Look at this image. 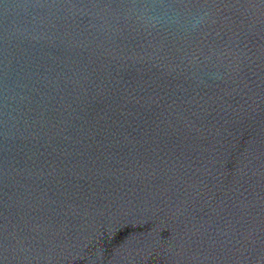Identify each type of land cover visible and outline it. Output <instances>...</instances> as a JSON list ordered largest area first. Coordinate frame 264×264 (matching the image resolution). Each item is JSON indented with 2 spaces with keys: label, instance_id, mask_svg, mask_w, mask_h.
<instances>
[{
  "label": "water",
  "instance_id": "1",
  "mask_svg": "<svg viewBox=\"0 0 264 264\" xmlns=\"http://www.w3.org/2000/svg\"><path fill=\"white\" fill-rule=\"evenodd\" d=\"M0 264H264V0H0Z\"/></svg>",
  "mask_w": 264,
  "mask_h": 264
}]
</instances>
